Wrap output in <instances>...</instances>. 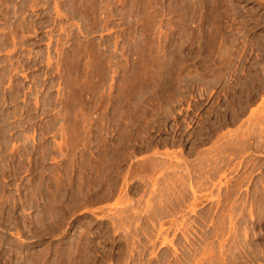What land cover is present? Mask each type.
I'll return each instance as SVG.
<instances>
[{"label": "rangeland", "instance_id": "obj_1", "mask_svg": "<svg viewBox=\"0 0 264 264\" xmlns=\"http://www.w3.org/2000/svg\"><path fill=\"white\" fill-rule=\"evenodd\" d=\"M0 264H264V0H0Z\"/></svg>", "mask_w": 264, "mask_h": 264}]
</instances>
